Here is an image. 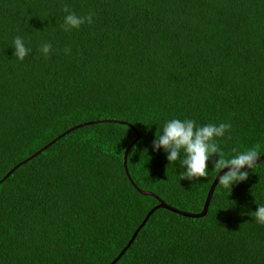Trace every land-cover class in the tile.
<instances>
[{"label": "trees", "instance_id": "obj_1", "mask_svg": "<svg viewBox=\"0 0 264 264\" xmlns=\"http://www.w3.org/2000/svg\"><path fill=\"white\" fill-rule=\"evenodd\" d=\"M64 5L93 23L65 31ZM171 119L264 154V0H0V264H110L160 201L201 212L219 157L180 179L153 147ZM244 170L201 217L154 209L114 264H264V159Z\"/></svg>", "mask_w": 264, "mask_h": 264}, {"label": "clouds", "instance_id": "obj_2", "mask_svg": "<svg viewBox=\"0 0 264 264\" xmlns=\"http://www.w3.org/2000/svg\"><path fill=\"white\" fill-rule=\"evenodd\" d=\"M63 11L67 13L62 25L65 31L79 29L85 23H93L94 13L92 12L85 16H78L69 9L68 5H64ZM12 46L15 49L13 55L20 61H23L31 52V48L26 47L20 36L14 37ZM39 51L47 58L53 51V46L50 42H45L40 46ZM64 52L70 54L71 49L66 46ZM231 127L230 123H220L219 125L210 123L198 126L192 119H171L165 122L162 135L161 131L156 133L153 147L154 150H159L162 147L167 153V160L170 163L177 161L183 152L184 158L181 165L186 166V171L181 173L180 179L207 178L208 161L213 155L218 156L219 159L212 161L214 170L218 173V184L226 189H232L234 183L248 179V171H242V169L245 166L248 169H254L261 152L257 145L239 152L231 158H225L223 150L218 146L217 138L225 137ZM230 138V136L227 137V139ZM233 152H236V149H233ZM223 169L228 170L220 174ZM254 216L257 223L264 225V205H258Z\"/></svg>", "mask_w": 264, "mask_h": 264}, {"label": "water", "instance_id": "obj_3", "mask_svg": "<svg viewBox=\"0 0 264 264\" xmlns=\"http://www.w3.org/2000/svg\"><path fill=\"white\" fill-rule=\"evenodd\" d=\"M137 138H138V135H137ZM136 138V139H137ZM136 139L134 140V141H132L130 144H129V146L126 148V150L124 151V155H123V165H124V169H125V173L128 175V169H127V162H126V158H127V152H128V149L130 148V146L136 141ZM54 141V140H53ZM52 141V142H53ZM51 143V142H50ZM49 143V144H50ZM48 145V144H47ZM46 145V146H47ZM46 146H44L43 148H41V150L42 149H45L46 148ZM35 154H33V155H31L30 157H28V158H26L25 160H23V162H21V163H24L25 161H27L28 159H30L32 156H34ZM261 159H264V154L263 155H261L259 158H258V161H260ZM257 161V162H258ZM20 163V164H21ZM20 164H17L16 166H14L11 170H9L4 176H3V178L1 179V180H4L15 168H17ZM246 167V166H245ZM228 169H223V170H221V173L220 174H223V172L224 171H227ZM218 175V174H217ZM129 177V176H128ZM130 178V177H129ZM130 181H131V179H130ZM218 181H219V177L218 176H216L215 177V179L213 180V182H212V184L210 185V187H209V190H208V192H207V195H206V198H205V201H204V205H203V208H202V210H201V212H198V213H190V212H185V211H180V210H178V209H175V208H173V207H171V206H168V205H166L163 201H160V203L159 204H157L156 206H154L148 213H147V215L145 216V218L143 219V221L141 222V224L137 227V229L134 231V233H133V235H132V237L130 238V240L128 241V243H127V245L125 246V248H123L121 251H120V253L111 261V263L110 264H114L118 259H119V257L123 254V252H124V250L129 246V244L132 242V240L134 239V237H135V235L137 234V232H138V230L144 225V223L146 222V220H147V218L149 217V215L152 213V211L154 210V209H156V208H159V207H165V208H167V209H170V210H172V211H174V212H177V213H181V214H183V215H185V216H190V217H201V216H203L205 213H206V211H207V209H208V205H209V202H210V199H211V196H212V193H213V191H214V188H215V186H216V184L218 183ZM132 182V181H131ZM135 186V185H134ZM139 190V189H138ZM140 191V190H139ZM141 193H147L148 194V192H144V191H140Z\"/></svg>", "mask_w": 264, "mask_h": 264}]
</instances>
